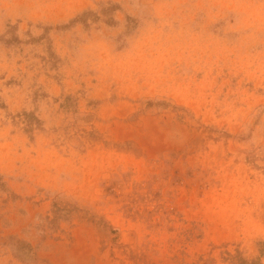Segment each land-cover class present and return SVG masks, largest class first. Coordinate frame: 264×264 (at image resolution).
Here are the masks:
<instances>
[{"label": "rangeland", "instance_id": "obj_1", "mask_svg": "<svg viewBox=\"0 0 264 264\" xmlns=\"http://www.w3.org/2000/svg\"><path fill=\"white\" fill-rule=\"evenodd\" d=\"M0 264H264V0H0Z\"/></svg>", "mask_w": 264, "mask_h": 264}]
</instances>
